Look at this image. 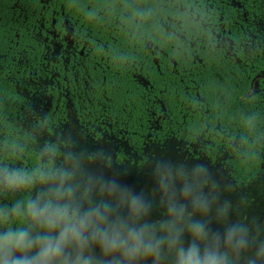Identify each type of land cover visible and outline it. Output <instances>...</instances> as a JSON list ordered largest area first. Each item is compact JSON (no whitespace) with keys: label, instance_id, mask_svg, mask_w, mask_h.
Returning <instances> with one entry per match:
<instances>
[{"label":"trees","instance_id":"trees-1","mask_svg":"<svg viewBox=\"0 0 264 264\" xmlns=\"http://www.w3.org/2000/svg\"><path fill=\"white\" fill-rule=\"evenodd\" d=\"M239 1L250 11L249 21L231 30L235 46L230 51L217 38L221 23L228 30L238 8L229 0H125L122 6L107 0V23L100 14L104 0H0V170L31 174L71 165L67 143L42 147L27 122L33 98L45 93L51 106L43 122L52 135L67 120L66 103L73 98L85 121L79 130L116 142L109 165H125L129 155L142 157L148 147L172 140L190 153L199 145L194 159L204 158L213 170L223 171L221 180L243 196L254 192L243 203L224 192L235 213L248 204V217L264 220V49L254 25L256 18L263 20L264 10L261 0ZM63 19L89 31L74 39L87 43L86 57L77 54L78 61L58 70L57 86L45 42L52 37L42 25L47 29ZM94 119L105 124L94 126ZM145 163L143 158L137 168ZM42 185L38 179L16 190L1 184L0 209L30 199ZM30 223L27 216L9 214L0 221V233Z\"/></svg>","mask_w":264,"mask_h":264},{"label":"clouds","instance_id":"clouds-1","mask_svg":"<svg viewBox=\"0 0 264 264\" xmlns=\"http://www.w3.org/2000/svg\"><path fill=\"white\" fill-rule=\"evenodd\" d=\"M92 151L96 157L108 156L104 148ZM66 159L72 168L36 169L31 174L0 170V184L11 190L37 179L49 184L30 199L0 209V221L9 214L31 221L0 233V264H140L149 258L151 264H257V258L264 257V220L232 219L236 205L223 194L234 186L222 187L202 161L154 159L158 180L153 192H161L156 201L145 189L137 191L125 183L126 171L114 167L107 175L84 170L78 152L66 154ZM78 173L82 181L76 180ZM97 186L113 199L94 200ZM239 200L243 203L246 197ZM157 207L165 212L153 219ZM213 215L219 228L212 226ZM250 248L254 254L242 259Z\"/></svg>","mask_w":264,"mask_h":264},{"label":"rangeland","instance_id":"rangeland-1","mask_svg":"<svg viewBox=\"0 0 264 264\" xmlns=\"http://www.w3.org/2000/svg\"><path fill=\"white\" fill-rule=\"evenodd\" d=\"M264 1V0H263ZM259 32L262 36V40H259L260 46L264 49V18L259 23ZM63 53H58V55ZM33 105L28 112L29 121L27 122V129L33 130L36 135L39 136V144L42 147H45V142L47 143H67L69 145L71 152H78L81 155V167L84 170H90L95 172H103L107 175H111L114 167L115 169H120L122 171H126L127 175L123 177L125 183L130 186L135 187L137 191L140 189H145L151 198L156 201H159L161 192L156 191L153 192L158 180L157 174L154 173L152 167V161L157 158H168L176 162H183L185 164H190L196 161H202L208 164L207 160L204 158L201 159H194V154L198 153L200 148L199 145L192 146L191 150L192 153L189 152V149L186 147L184 143L177 142V141H168L164 145H152L148 147L142 157H136L134 155L128 156V162L125 165H109L107 159H112L117 150V144L114 141L109 140L107 138L102 139L99 142H91L89 139L85 138V136L80 133L78 127L73 125L74 120L72 115H67L68 122L66 124L58 126L56 129L53 130V134L49 135L47 133V128L44 124V118L46 113L48 112L51 106V98L47 96L45 93H37V95L33 98ZM35 121H40L43 124L38 125L35 124ZM96 148H104L108 156L107 157H96L93 154V149ZM145 158V165L143 167L137 168V163ZM209 165V164H208ZM65 168H72L73 164L63 166ZM210 167V165H209ZM212 174L217 178L220 185L223 187L225 182L221 180V177L225 175H220L223 171L216 172L210 167ZM79 174V173H78ZM80 175V174H79ZM79 180H82V177H79ZM51 183V182H49ZM203 183L205 184V190H207V181L204 180ZM49 187V184H43L41 190L46 189ZM1 188V184H0ZM232 198H239L243 193L240 190H233L227 191ZM254 192L249 190L245 192V197L248 201H251L252 196H254ZM227 197V196H225ZM92 198L94 200H107L113 199L107 193H102L98 186L93 189ZM258 205L259 203H254ZM248 204H242L240 208V213L237 214L234 212L232 215V219H240L242 221H246L248 219V215L245 213ZM165 212L163 207H157L154 212L153 216L155 219L160 218ZM213 223L219 224L215 215H213ZM222 230V229H221ZM262 236V235H261ZM234 255V254H233ZM242 259H246L247 257H241Z\"/></svg>","mask_w":264,"mask_h":264},{"label":"flooded vegetation","instance_id":"flooded-vegetation-1","mask_svg":"<svg viewBox=\"0 0 264 264\" xmlns=\"http://www.w3.org/2000/svg\"><path fill=\"white\" fill-rule=\"evenodd\" d=\"M125 0H119V6H122V3ZM263 2V10H264V1ZM165 2H168V0H165ZM229 3L232 7H238L235 16L230 17V23L228 25V30H226V25L224 23H221L220 29L221 32L220 34H217L218 42L221 44H226L228 49L230 51H233L235 42L232 38V33L231 30L235 29V27H241V21L244 23H248V17L250 15V11L246 8H242L240 1L239 0H229ZM103 7L101 9L100 14L102 15V21L104 23H107L108 21V16H107V0H104L103 2ZM190 9V8H189ZM256 18V17H255ZM200 19V16H197V20ZM261 19H255L254 25L258 28V25L260 23ZM221 22H223V17H221ZM19 27L21 25L18 24ZM42 28L44 29L45 33L49 36L52 37L51 41H48V39L45 40V42H49L50 47L48 50L51 52V58L53 59V65H52V70H53V77L56 79V84L57 86L59 85V73L58 70L61 68H67L71 65V62H76L78 59L76 58V55L79 54L83 58L86 57V46L87 43L84 42V45H79L78 42H76L74 39L80 38V35L83 34L84 38L86 37V31H89V29H86L85 25L81 26V29L78 28V24L71 22L68 19H63L60 23H57L56 20H53V22L48 26V28H45V25H42ZM20 32L17 31L16 35L18 36ZM34 34V32H32ZM227 34V37L225 36ZM39 36L41 37V33H39ZM19 38V37H18ZM65 43V44H64ZM58 53H63L58 55ZM21 91H24L25 93H28L27 90H23L21 88H18ZM58 108V106H55ZM66 110H67V115L69 116L70 114L73 117L74 123L73 125L78 128H83V125L85 124V121L81 118L78 109L75 106L74 99L70 98L68 102L66 103ZM68 122V119L65 120L63 124H66ZM94 126L101 127L105 124V119H101L97 121L94 119L92 121ZM61 124V125H63ZM60 126V125H59ZM81 130V129H80ZM80 133H82L83 136H86L84 132L81 130ZM89 136L90 138H88ZM87 138L91 142H99L102 139H94L96 136L95 134L88 135ZM109 139V138H107ZM94 140V141H93ZM111 140V139H109ZM261 239H264V234L260 237ZM255 249L250 248L247 251L243 252L241 254V257H248L252 254H254ZM257 264H264V257H258L257 258Z\"/></svg>","mask_w":264,"mask_h":264}]
</instances>
